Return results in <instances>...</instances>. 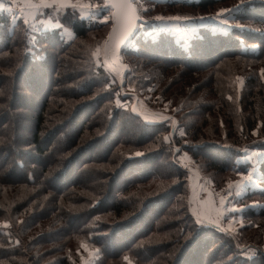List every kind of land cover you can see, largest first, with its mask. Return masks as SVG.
Listing matches in <instances>:
<instances>
[{"label":"trees","instance_id":"trees-1","mask_svg":"<svg viewBox=\"0 0 264 264\" xmlns=\"http://www.w3.org/2000/svg\"><path fill=\"white\" fill-rule=\"evenodd\" d=\"M144 1L148 23L122 47L120 85L93 55L112 8H45L63 27L34 34L0 10V264H264L259 234L248 232L264 221V154L260 184L230 196L249 221L235 233L197 223L180 157L223 188L253 167L248 148L264 152V0ZM238 2L225 18L243 27L214 30L217 8ZM130 87L160 92L153 101L173 87L180 129L139 113Z\"/></svg>","mask_w":264,"mask_h":264},{"label":"rangeland","instance_id":"rangeland-1","mask_svg":"<svg viewBox=\"0 0 264 264\" xmlns=\"http://www.w3.org/2000/svg\"><path fill=\"white\" fill-rule=\"evenodd\" d=\"M106 1L108 2V0ZM31 2L34 4H38L39 0H31ZM72 2L77 4H84V5L92 4V3L90 4V2L87 0H74V1L72 0ZM0 3L3 4V9H7V8L13 9L12 12H8L13 20H17L18 18H22L23 20H25V18H27L28 23L26 25L30 34H34L35 32L41 30L42 27H49L56 25V23L49 21L50 20L49 18L42 17V15L39 12H37L35 8H29L27 6V0H13V2H9V0H0ZM133 3L138 8H144L147 6V4H149L144 0H138V1L133 0ZM238 4L240 5V3L238 2L235 4L221 6L217 8L216 13L219 12L221 9H232V8L234 9ZM44 9H41L40 11L44 13ZM77 9L80 10L83 16L89 15L90 13V10L88 8H83V9L77 8ZM32 13H35V19H33ZM227 13H224V15L220 19H227L229 21V25L239 24L238 22H233L234 20L231 18H225ZM140 15L144 17L142 12H140ZM153 18L154 16L151 17V19ZM213 19L216 18L213 17ZM211 22L213 24L214 30L220 29L221 31H226L227 28L229 27L218 22L217 19L212 20ZM113 24H114V14H113ZM113 24L109 32L107 33L108 35L106 37L105 42L108 40L109 33L112 31ZM190 27H192V24ZM105 42L103 47H101V51L99 55L101 62H103L104 60L105 48L108 47V45H106ZM106 65H108V69L118 78L119 85L122 84L123 81L125 80V73L129 69V65L121 55V51L119 54V58L117 60L109 61ZM113 68H115V71L112 70ZM195 82H197V80H193V84H192L193 96H195L198 93L197 90L200 88V85L196 86ZM132 88L133 87L128 88V92H129L128 95L131 96L132 99L131 106L134 105V107H136L139 113L143 114L150 121H155L158 119L168 120L169 123L170 122L172 123V127L174 131H178L180 129L177 119L175 117L174 120L171 119V117L174 116L172 110L173 108L172 104L174 102L171 101L172 99L171 93L174 91L173 87H171L169 91H166L169 99L159 97L158 101L155 100L153 101L149 99L155 98V96L161 94L160 92L155 93L153 97H151L152 91L150 89H145V91H142L141 93H138L136 91V93L133 95L131 94ZM19 89H22V87H19ZM32 109L35 110L36 108H32ZM96 148L97 150L95 149V153L101 154L102 150L101 149L99 150V148H101V145H98ZM254 153L258 155H253ZM263 154L264 152L257 148H248V153L244 155V158H249V159L251 158L253 162V167H251L248 172H253L255 182L244 185L239 192H237V189L233 187L231 189V192H234V194L236 195L238 194L240 195L243 191L246 190V188L256 187L257 185L260 184L261 179L256 174L257 173L256 168ZM180 157L183 164L190 173V179H191L190 189H189L190 202L192 209L195 210L197 213L196 216L199 215L201 219H204L205 220L204 223H212L211 221H218V223L215 224L233 233L237 232L238 227L243 226L244 224H247L249 222L247 219H244L242 217V210L244 208V205L239 204L236 201V198L233 197V199H231L230 196H228L229 182H226L227 184L225 183L226 185L223 188L221 187L216 188L217 186L215 187V185L213 184L214 182H212V180L209 178L208 175H206L199 169L197 163H195L191 158H189L185 154H183ZM0 162H1V158H0ZM247 173H241L239 177L235 179V181L239 180L241 175H247ZM222 197L226 198V203L224 205L220 203ZM233 209H237V210L233 211ZM248 232L252 234H259L258 241L264 246V221H260V223L256 222L255 226H253L252 229H250ZM249 248L250 246H245L246 252L248 251ZM85 250L86 248H84L82 251L81 249L79 250V253H81L84 256L82 258L83 263L87 262L89 259L88 254L84 253Z\"/></svg>","mask_w":264,"mask_h":264},{"label":"snow or ice","instance_id":"snow-or-ice-1","mask_svg":"<svg viewBox=\"0 0 264 264\" xmlns=\"http://www.w3.org/2000/svg\"><path fill=\"white\" fill-rule=\"evenodd\" d=\"M9 2H13V0H9ZM172 2H175V0H172ZM247 0H241V5L246 3ZM241 5H238L237 8H239ZM27 6L29 8H35L37 12H39L41 15L43 14L40 10L47 8V9H55L56 11H59L60 9H67V8H88L92 14L95 16L98 13L102 12L103 10L109 9V8H115L117 11L114 13L115 15V24L112 28V31L109 33L108 40L105 42L108 47L105 48L104 52V60L103 62L99 59V49L95 53H93L94 56L97 57V66L103 67L105 64H107L109 61H115L119 58L120 50L123 46H125L130 40L133 39L134 34L137 29L144 27L148 22L144 21L143 17L140 15V12H147L149 11L148 8H138L134 3L133 0H121V3L114 4L111 3V0H108V2L104 3L103 5H84V4H77L73 3L72 0H39L38 4H34L31 2V0H27ZM0 9H3V4L0 3ZM7 12H12V8L3 9ZM233 9H221L219 12L215 14V18L218 20V22L230 26V27H243L242 25H229V21L227 19H220L224 13L231 12ZM33 19H35V13H32ZM206 17H199V19H205ZM111 19V17H105L103 20L100 21L101 24H105L108 22V20ZM155 21H182V20H191L193 17L190 16H180V15H174V16H164V15H157L153 18ZM24 22L27 24L28 20L25 18ZM15 23V21H13ZM175 26V25H173ZM63 25L57 23L56 28H62ZM115 71V68L112 69ZM261 75L264 76V69L261 70ZM238 80H240V77H237ZM231 99V97H229ZM165 140H167V137H165ZM143 153L136 152L135 157L142 156ZM253 155H258L254 153ZM129 159H134V157H129ZM239 174V173H238ZM254 181V175L253 172H248L247 175H241L240 179L237 181L229 182L228 184V196L232 195L231 189L235 187L237 189V192H239L244 185L248 183H252ZM220 203L224 205L226 203V198L222 197ZM237 209H233V211H236ZM193 214L196 215V211L193 210ZM205 220L201 219L199 215L197 216V223L204 224ZM212 223H218V221H211ZM5 227H8L7 224L4 225ZM227 231V229H225ZM19 243V241H17ZM99 251V250H97ZM255 249L249 248L248 251L245 253L247 255L248 253H255ZM124 260L128 262V264H132L131 259L128 256L124 257Z\"/></svg>","mask_w":264,"mask_h":264},{"label":"water","instance_id":"water-1","mask_svg":"<svg viewBox=\"0 0 264 264\" xmlns=\"http://www.w3.org/2000/svg\"><path fill=\"white\" fill-rule=\"evenodd\" d=\"M111 3H114V4H119L121 3V0H111ZM114 9V12L113 14L117 11V9L113 8ZM114 24H115V15H114ZM113 24V26H114ZM122 49V48H121ZM121 51V50H120Z\"/></svg>","mask_w":264,"mask_h":264}]
</instances>
